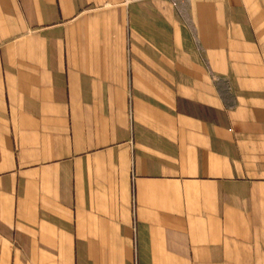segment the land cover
Listing matches in <instances>:
<instances>
[{
  "label": "crops",
  "instance_id": "crops-1",
  "mask_svg": "<svg viewBox=\"0 0 264 264\" xmlns=\"http://www.w3.org/2000/svg\"><path fill=\"white\" fill-rule=\"evenodd\" d=\"M0 264H264V0H0Z\"/></svg>",
  "mask_w": 264,
  "mask_h": 264
}]
</instances>
